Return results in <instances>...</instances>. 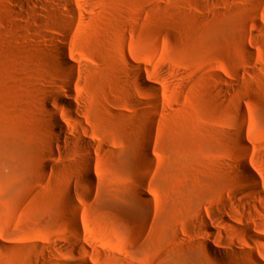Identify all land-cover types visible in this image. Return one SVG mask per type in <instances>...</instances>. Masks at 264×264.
I'll return each mask as SVG.
<instances>
[{
	"label": "rangeland",
	"instance_id": "obj_1",
	"mask_svg": "<svg viewBox=\"0 0 264 264\" xmlns=\"http://www.w3.org/2000/svg\"><path fill=\"white\" fill-rule=\"evenodd\" d=\"M253 260L264 0H0V264Z\"/></svg>",
	"mask_w": 264,
	"mask_h": 264
},
{
	"label": "bare ground",
	"instance_id": "obj_2",
	"mask_svg": "<svg viewBox=\"0 0 264 264\" xmlns=\"http://www.w3.org/2000/svg\"><path fill=\"white\" fill-rule=\"evenodd\" d=\"M48 38H53V37H51V35H50V36H48ZM57 52H58V55H59L61 61L65 65V67H68L70 69H75L77 67L76 66L77 63L75 62V60L73 58H71L70 52H69V50L67 49L66 46L58 47V51ZM71 78L72 77H69L68 79H70V81H71ZM140 79H141V81L143 83H145V78L143 77V75L140 76ZM55 99L57 100V102L60 105H65V104L68 105L69 104L72 107L73 110H75L76 112L79 111V108H78L77 105H75V104H73L71 102L66 101L65 99H63V97L57 96ZM52 128H53V131L54 132H60L64 136V138H66V139L68 138V129H67V127H66L65 124H63V122L61 121V119L58 117V115L55 112L53 113V127ZM242 174L244 176V179H246V180H248L250 182V185H253L256 188L259 187V182H258L257 178L255 177V175L253 174V172H251L248 168H245L244 167L242 169ZM85 175H86V179L90 182V184L93 183V177H92L93 174L91 175V171L89 170V168L86 170ZM69 194L70 195L72 194L71 191H70ZM138 207L145 214L148 213L147 208L145 206L138 205ZM66 218H68V221L72 225V233H73V236L76 237L77 236V233H76L77 231H76V227H75V219H74V217L71 216V215H69V217H66ZM212 253L216 257H221L222 256V253L219 250L212 249ZM252 263L253 264H258L255 260H253Z\"/></svg>",
	"mask_w": 264,
	"mask_h": 264
}]
</instances>
